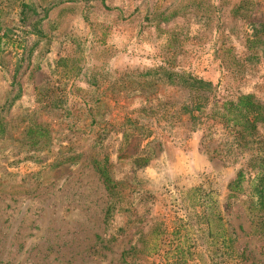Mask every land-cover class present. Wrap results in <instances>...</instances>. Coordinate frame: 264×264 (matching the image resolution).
I'll return each mask as SVG.
<instances>
[{
  "label": "rangeland",
  "instance_id": "374dc122",
  "mask_svg": "<svg viewBox=\"0 0 264 264\" xmlns=\"http://www.w3.org/2000/svg\"><path fill=\"white\" fill-rule=\"evenodd\" d=\"M167 72L207 90L190 98ZM240 95L264 104V0H0V264H169L184 237L187 264H213L212 215L247 258L217 264H264V211L254 226L244 212L253 175L227 198L248 157L233 163L223 128L174 113ZM104 158L122 182L109 221Z\"/></svg>",
  "mask_w": 264,
  "mask_h": 264
},
{
  "label": "trees",
  "instance_id": "16d2710c",
  "mask_svg": "<svg viewBox=\"0 0 264 264\" xmlns=\"http://www.w3.org/2000/svg\"><path fill=\"white\" fill-rule=\"evenodd\" d=\"M155 72H158L155 70ZM145 77L149 76V72L144 74ZM166 79L170 86L181 87L184 90H187L188 95L192 98V94L195 95V98H199L200 89L202 87H208V84L203 82H196L184 74H175V73H166ZM150 86V85H148ZM202 90H207L202 88ZM193 95V98H194ZM189 98L187 105H183L179 112H174L177 116L178 114L183 113L188 116L189 122H198L205 125L206 132L211 133V128L214 126H220L227 132V136L230 137L231 147L228 149L224 157H231L234 159L232 162L237 163L239 159L248 157L245 161V167H242L241 170L236 174L234 180H232L228 186V200H237V194H241L242 186L246 182V176L253 175V179L250 181V196L248 202L244 205V212H246L247 217L252 220H257V217L260 219L261 212L264 211V104L256 100L252 95H240L235 98H226L223 100H212L209 101L208 97H203V104H195ZM173 109V105H171ZM143 111V110H142ZM148 110H145V112ZM152 112L153 110H149ZM153 114L155 112H152ZM169 111L168 114H170ZM159 121L167 122L164 113L160 115ZM262 131V135L258 136V131ZM43 130H38V133L33 130H29L30 134H40L41 136ZM205 134V133H204ZM46 135V134H45ZM210 137V134H208ZM236 147L235 149H233ZM132 162L135 165H142L148 162L147 158L138 157L134 158ZM93 167L105 185L106 189L110 194V201L105 212L106 221H109L112 217V214L117 210L122 201V193L117 192L118 186L121 183L115 182L109 172V161L107 158L103 160H94ZM201 188H195L190 190L192 198L195 201L193 206H198L200 212L196 214L198 219L205 218V212L208 208L206 206L207 197L203 195ZM257 215V217H256ZM214 216L216 222L215 232L210 231L205 233L203 237V243L206 247H213V251L209 254V260L213 264H217L219 261H222L226 257H234L236 260L247 259L245 257L244 251L241 253L236 252L234 248V230L230 224L224 220L219 215ZM260 216V217H259ZM255 224H253L254 226ZM192 228L193 225H188ZM182 228L178 229L180 231ZM179 233L173 232L172 235H178ZM193 238L184 237V244L188 245L187 250H184L180 240L177 241L174 250L171 252L166 251V255L171 254L173 257L171 263L169 264H187L189 261H193L197 258L198 253L195 250V244L197 239L192 240ZM130 252L123 254V260L131 256ZM237 255V256H236ZM206 262H200V264H205ZM255 264V263H254Z\"/></svg>",
  "mask_w": 264,
  "mask_h": 264
}]
</instances>
